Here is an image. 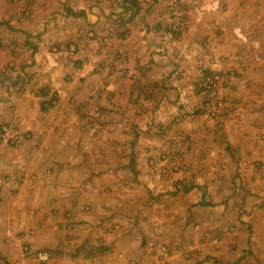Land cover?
<instances>
[{"label": "rangeland", "instance_id": "rangeland-1", "mask_svg": "<svg viewBox=\"0 0 264 264\" xmlns=\"http://www.w3.org/2000/svg\"><path fill=\"white\" fill-rule=\"evenodd\" d=\"M165 1L0 0V165L11 149L29 155L43 146L39 151L46 155L45 145L56 140L83 153L89 166L78 173L91 176V194L72 196L77 208H85L72 227L69 199L44 203L30 182L33 193L21 197L11 187L21 179L19 168L0 166V195L7 196L0 209L16 226L9 230L20 240L18 258L26 254L37 264L53 258L104 264L99 258H110L105 264H116L114 254L121 251L138 264H195L204 257L194 224L215 217L202 211L207 206L198 211L191 204L198 189L208 201L233 203L235 213L224 226L232 223L242 239L252 242L249 226L240 230L235 216L240 224L243 214L257 219L260 237L247 261L264 264V206L252 210L264 198V19L247 13L251 0H215L207 22L195 18L202 0H189L194 6L187 12L182 7L188 0ZM124 5L138 17L126 37L119 20ZM163 9L174 10L179 23L163 24ZM195 26L200 36L194 42L169 34L179 37ZM34 117L40 122L35 127ZM32 163L24 170L36 186ZM10 169L11 185L9 176L1 180ZM38 186L44 187L41 181ZM185 223L191 230L175 238ZM218 229L201 232L209 238L202 252L210 258L203 264H211L212 251L232 258L212 245L222 239L212 237ZM143 238L151 240L148 247H139ZM0 264L9 262L0 256Z\"/></svg>", "mask_w": 264, "mask_h": 264}, {"label": "crops", "instance_id": "crops-1", "mask_svg": "<svg viewBox=\"0 0 264 264\" xmlns=\"http://www.w3.org/2000/svg\"><path fill=\"white\" fill-rule=\"evenodd\" d=\"M151 1L153 4H155L156 2H159V3L155 4L157 6L162 5V0H151ZM210 1H211V3H210ZM235 2H236V0H235ZM200 3H203L201 7H203L204 9H203L202 13L197 14L195 16V18L201 19V21H202V19H205V21L207 22V19L211 18V16L215 13V9L217 7V4H216L215 0H202V1H200ZM128 4H130V3H128ZM133 4H136V3L133 2ZM165 4L167 5V0L165 1ZM232 4H235L234 1ZM245 4L247 7H250V8L252 6V10L251 9L248 10L247 13L248 12L251 13V11H253L256 14V11H257V13L259 14V19H257V22L262 23V18L264 19V10L262 9V8H264L263 7L264 5H263L262 1L261 0H251L250 3H245ZM130 5H131L130 7L134 8V6L132 4H130ZM106 6L107 5H105V7ZM191 6H194V5L192 4L191 1L188 0L187 4L185 3V5L182 7V9L185 10V12H187V10H189L191 8ZM255 6H259L258 10L256 8H254ZM82 7L83 8L85 7L84 9L89 10L88 11V15L90 16L89 18H91V16L93 17V15H91V13H90L91 12L90 6L86 7L83 5ZM124 7H125L126 11H124L123 14L119 15L120 21H122V19H123V21L125 20L124 22L122 21V24H126V28H123V30H121V32H120V34H122L121 35L122 37L129 36L130 34L131 35L134 34V30H135L134 28H136V26H135L136 20L138 19V17H135V18H133L132 16L130 17V15L127 14L129 12L130 8L127 5H124ZM137 7L140 8V6H138V5H137ZM209 8H212L213 10H210ZM261 10H263V11H261ZM198 11H200V10L198 9ZM160 12L163 13V17H164L163 22H162L163 24L168 22V21L175 23V24L179 23L177 20L178 17L176 16V13H174V10L172 12L170 11V13H169L165 9H163ZM135 14H137L136 11L133 12V16ZM91 19H93V18H91ZM101 20H102V17H101ZM140 23H142V22H140ZM127 25H128V27H127ZM207 25H208V23H207ZM0 26H1V24H0ZM198 26H199V29L201 30L202 29V23H199ZM199 29L197 28V26H195L193 29H190V28H189V30L186 29L184 31L185 33L181 32L183 34H181L179 37H177V34H180L179 32H177V34H175L176 36H174L172 31L169 32V34L173 35L172 38H174V40H176V38H177L179 40V42L183 38H185V39L190 38V40L195 41V40H198V37L200 36V30ZM146 30L144 32H146ZM201 31H203V30H201ZM164 32H165V30L162 32L161 35H164ZM166 37H168V36H166ZM206 38H207V36H205L203 38V40L201 41L202 44H204V40H206ZM209 39H211L210 36H209ZM205 43L207 44V42H205ZM194 46H196V44ZM200 46H201V44H200ZM34 47H35V45H33V48ZM41 52H42V54H41V59H42V57L44 56L43 55V52H44L43 49ZM12 98L15 99L16 97H12ZM15 108H16V105H15ZM16 117L21 119L19 114H16ZM35 117L31 119L33 124H34V127L39 125L40 118H42L41 116H39V118H38L39 121H38V119L34 120ZM27 125H28V123H27ZM38 129H39V127H38ZM39 130H41V129H39ZM46 131H48V130H46ZM48 133H51V132L49 131ZM71 145L72 144L68 143V144L63 146L61 142H56V140H54L53 142L50 141V144L45 145V147L50 150L48 152V154H46V155H45V152L39 151L40 150L39 148H41V150H42L43 146L41 147V146L36 145L33 149V152L29 155H27V152L25 149L20 150L18 148H14V149H11V151H14L12 153L11 158H8V159L2 158L0 166L7 164V167H8V164H10V166H12V167L19 168L17 170V172L19 174H22V176H20L21 177L20 180L23 179L24 184L20 183V180H19V182L16 185H13V186L11 185V183L13 181V179L11 180V177L13 178V173H12L11 169L9 170L10 171L9 174H4L3 176H1V178H3L1 180H4L9 176L6 180L9 181V184L11 185V187H15L13 192L18 193L19 195L22 192L21 197H23V194L26 191L30 190V192L27 194V197H28V195L33 193V187H34V190H38L39 193L41 194L40 197H45V199L43 201L44 203H46V201L50 200V199H52L51 200L52 202H54V200H56V199L57 200H59V199H67L68 200L69 199L73 205L72 204L69 205V202H67L68 212H67V219L66 220L71 221L68 223H71L72 224L71 226L75 227L74 221H76V219H77L76 218L77 213L84 214L85 208L82 211H81L80 207L77 208V206L79 204L76 205V203L74 202V198H72V196L74 193L76 196L77 191L80 193L91 194L90 190H89V189H91L90 188V186H91L90 185L91 184V178L90 177L91 176L81 177V174L78 173V172H84L85 169L88 168L89 163H86V161L84 160L83 153H82V155L76 154L74 152L75 148ZM36 151L38 152V154ZM32 162H36V165L38 166V167L36 166L37 175L42 178V180H39V177H36V181H35L37 184L36 186H35V184L33 182L34 180H32L31 176L26 177L27 174L24 170V169H27L29 166H31L33 164ZM10 175H12V176H10ZM104 178H106V177L104 176ZM106 179L108 181V178H106ZM40 181H41V183H43L44 187L38 186V183H40ZM96 181H100V179L98 180V178H97L95 180V182ZM28 182L33 183V187H29ZM46 183H48L47 186L45 185ZM76 187H78V189ZM5 189H6V187H5ZM195 189H193V191H195ZM1 190H3V189H1ZM196 190L198 191V194H195V192H194L195 199L193 200V202H191V204L198 211L201 210V206H203V205L207 206L206 207L207 209L202 210V211H206V213H209V214L212 213L213 215H215V217L211 218V220L208 218L207 223L205 222V223L201 224L200 222H196L194 224L196 227L195 230H197L196 233L194 234L196 237L195 239H197V243H198V246H200L199 249L201 251L199 254H201L204 258H196V260H194V261L192 258H189V259H191L193 261V263H195V264H203V262H205V261L208 262L207 259L210 258V256H209V254H207L205 256L203 254L202 250L205 249V245H207L209 238H207L206 235L204 233H201V232L206 231L205 228H207V226H209V228L211 227L213 229L216 227L217 228L219 227V229L215 233L216 236H212V237L223 239V240L222 239L221 240L214 239V241H212V245H215V247L219 251H221V248L224 247L223 251L227 252L229 254V256L232 257V258H221L220 256H222V254H215V252L212 251L211 254L213 256H211V259H210L211 262H209V263H211V264H239L241 262H245V264H246V262H247V264H249L248 262L251 260L247 261V259H248L247 257L251 256V254H253V255L255 254V252H253V251L256 248L255 245L258 243V241H259L258 238L260 237V234L257 232V227H256L257 219L251 214L249 216H246L245 214H243L241 216H243L242 219L244 220V223L240 224V223H237L238 218H237V216H235V225H236V227H240V230H243L244 229L243 226H245L246 224L249 226V227H247L249 229L247 234L251 237L252 242H249V240L242 239V237L239 236V233L235 232L236 228L232 225V223H230L231 226H227V227L224 226L225 218L226 217L228 218V216H230L232 214L234 215V213H235V211H233V209H231L232 206L230 204L232 202H229V201L222 202V203L220 201L219 202H215V201L211 202V201L206 200V197H205L206 192L205 191L202 192V194H201V192L198 189H196ZM41 191H42V193H41ZM0 194H4V191L0 192ZM25 196H26V194L24 195V197ZM184 196L185 197H191L190 194H186ZM1 197L4 198L7 196L0 195V198ZM9 198H11V197L9 196ZM254 203L255 204H253L254 207H252V210L253 209L255 211L260 210V207L264 206V198L261 200V202L255 201ZM37 205H39V202ZM232 205H233V203H232ZM52 206H53V204H52ZM178 207H179V209H183L182 206H178ZM0 208H1V206H0ZM188 208H191V207L188 206ZM12 212L13 211H11V213ZM21 212L23 213V211H20V213ZM18 213H19V210H16L14 212V214H17V215H18ZM238 213H241V212H238ZM14 217L15 216L13 215V218ZM239 217H240V215H239ZM15 219H16V217H15ZM77 220L81 221V218L77 219ZM152 221H155L154 224L157 223L156 220H152ZM13 228L15 229L16 226L14 227L12 220L9 219V214L6 215V210L1 211V209H0V256L5 258L6 260H8L9 264H37V260L35 258H31V259L25 258L28 256V255L26 256V254L24 255L25 257L18 258L22 255V254L20 255L21 252L17 246V245H19L20 240H18L17 238L15 240L14 237L11 235V231L9 229H13ZM229 228H231L232 230L235 228V230L230 233ZM190 230H191L190 227L187 225V223H185L180 228V231L175 232V235H176L175 238L180 239L182 233L188 232ZM156 231H159V228L156 229ZM219 231H220V235H219ZM224 233H226V234H224ZM198 234H200V235H198ZM219 236H221V237H219ZM199 237H200V239H199ZM142 240L143 241L139 247H148L147 245L151 244V240L148 241V238H143ZM192 240H194V239H192ZM232 240L235 243H232ZM191 241H189V242H191ZM197 243H195V244H197ZM189 244H193V243H189ZM120 249L117 248L118 251ZM114 258L113 259H114L116 264H138L137 262L139 261V260H134L135 258H130V256L128 254H124L121 251L114 254ZM138 258H140V256ZM19 259H21V262L19 261ZM63 259H65V263H64ZM99 259L104 264L107 263L108 261H111L110 258H99ZM258 260L259 259L255 260V261H257V263H258ZM86 261H87V259H84V264H86ZM114 261H112V262H114ZM48 263L49 264H80V258H53ZM260 263H261V261H260Z\"/></svg>", "mask_w": 264, "mask_h": 264}, {"label": "trees", "instance_id": "trees-1", "mask_svg": "<svg viewBox=\"0 0 264 264\" xmlns=\"http://www.w3.org/2000/svg\"><path fill=\"white\" fill-rule=\"evenodd\" d=\"M135 11H136V13H137V12L139 11V7H138ZM171 31H172V30H171ZM173 34H174V36H176V35H175V34H176L175 32H173ZM184 107H185V105L183 104V105H182V108H184ZM132 164H134V160H133Z\"/></svg>", "mask_w": 264, "mask_h": 264}, {"label": "built area", "instance_id": "built-area-1", "mask_svg": "<svg viewBox=\"0 0 264 264\" xmlns=\"http://www.w3.org/2000/svg\"><path fill=\"white\" fill-rule=\"evenodd\" d=\"M74 47H75V46H72L71 49L74 50ZM215 78H217V76L215 77V75L212 74V79L214 80ZM206 80H207V78H206Z\"/></svg>", "mask_w": 264, "mask_h": 264}]
</instances>
